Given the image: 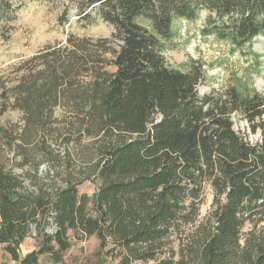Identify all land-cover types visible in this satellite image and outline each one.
<instances>
[{"label": "trees", "instance_id": "trees-1", "mask_svg": "<svg viewBox=\"0 0 264 264\" xmlns=\"http://www.w3.org/2000/svg\"><path fill=\"white\" fill-rule=\"evenodd\" d=\"M68 1L80 18L100 16L115 32L96 40L72 34L45 47L27 62L36 60V69L21 76L12 107L23 111L19 139L31 130L40 134L41 151L51 159L58 156L49 138L64 131L66 144L76 136L84 147L83 137L94 138L95 155L77 181L38 191L25 190L0 160L5 251L21 264H69L72 233L99 240L97 261L86 264H264V93L238 74L202 93L204 62L180 68L165 58L174 21L194 20L202 10L209 13L203 34L235 48L252 43L264 35V0ZM14 11L12 0H0V18ZM56 106L68 114L60 126L53 123ZM236 118L260 138L236 129ZM24 148L15 145L29 162ZM84 179L98 181L94 193L79 191ZM207 186L211 211L198 223ZM248 224L254 226L245 236ZM32 225L39 246L21 256ZM187 226H193L188 233Z\"/></svg>", "mask_w": 264, "mask_h": 264}, {"label": "rangeland", "instance_id": "rangeland-1", "mask_svg": "<svg viewBox=\"0 0 264 264\" xmlns=\"http://www.w3.org/2000/svg\"><path fill=\"white\" fill-rule=\"evenodd\" d=\"M16 11L10 15L0 18V109L3 105L7 110L0 114V160L5 168L17 173L25 185L27 191H38L40 185L65 186L66 180L77 181L80 178L81 168L88 170L85 164L87 157L95 155L94 146H91L94 138L83 137L82 145L77 146L76 136L66 144L64 139L67 133L61 136L53 135L49 143L54 148L56 159H51L48 154L41 151L40 134L31 130L25 133L24 141L19 139V134L24 129L23 111L12 107L16 99L15 86L20 84L22 75H29L35 71L32 68L36 60L33 59L41 50L47 46L57 43H65L70 35L78 37L87 36L96 38H107L115 32L114 25L95 15L91 21L82 19L75 14L74 8H69L68 0H12ZM209 13L202 10L194 20L174 21L175 36L168 42L165 58L170 65L185 68L188 61L195 59L204 62L205 72L208 77L199 86L202 93L214 89H221L234 74L251 77L255 87L264 93V35L253 39L252 43L235 48L231 43L220 40L214 35L202 33ZM55 126L62 124V119L67 114L61 106L55 107ZM68 115V114H67ZM235 127L244 133L252 141L260 138V133H252L246 121L235 119ZM5 133L8 135H5ZM7 136V137H6ZM65 137V138H64ZM15 140L14 148L9 147L8 142ZM25 143V148L31 154V161L25 162L24 155L17 154L15 145ZM67 151V153H66ZM99 186L98 181L84 179L79 184L81 193H94ZM206 197L200 208L198 223L204 220L211 211L213 201V190L210 186L206 188ZM253 224H248L244 229L245 236L253 229ZM193 226H187V233ZM30 234L21 243L20 254L38 248L39 238L37 230L32 225ZM46 230L52 232L53 225L47 226ZM184 232L181 236H174L173 246L177 248L181 238H185ZM73 247L66 255L69 264L75 262L73 256L77 257L78 264H86L91 260L96 262L99 249V240L96 235L78 239L72 233L70 235ZM41 262H45V256H41ZM0 264H21L15 261L0 244ZM110 264H118V260Z\"/></svg>", "mask_w": 264, "mask_h": 264}]
</instances>
